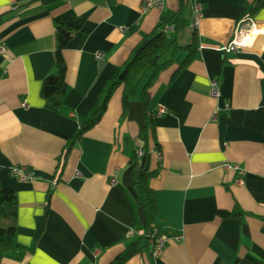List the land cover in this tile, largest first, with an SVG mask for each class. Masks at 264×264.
Listing matches in <instances>:
<instances>
[{
	"label": "crops",
	"instance_id": "obj_1",
	"mask_svg": "<svg viewBox=\"0 0 264 264\" xmlns=\"http://www.w3.org/2000/svg\"><path fill=\"white\" fill-rule=\"evenodd\" d=\"M162 2L145 12L143 0H0V42L8 48L0 54V184L19 201V248L0 264H110L139 239L144 215L129 168L144 127L138 96L123 116L118 88L58 172L99 91L177 11L179 0ZM254 3L187 1L178 41L191 43L200 6L197 55L182 66L187 53H179L149 88V159L158 171L149 184L166 246L154 256L150 240L125 264H264V50H221L242 17L264 25V0L255 12ZM68 17L86 23L63 52L69 112L62 114L40 91L55 72L54 21ZM213 81L219 97L211 95ZM15 167L36 179L21 180ZM237 209L240 217L219 215Z\"/></svg>",
	"mask_w": 264,
	"mask_h": 264
},
{
	"label": "trees",
	"instance_id": "obj_2",
	"mask_svg": "<svg viewBox=\"0 0 264 264\" xmlns=\"http://www.w3.org/2000/svg\"><path fill=\"white\" fill-rule=\"evenodd\" d=\"M262 1L255 0L253 12L259 8ZM187 10V2L179 0L178 9L168 23L159 26L151 36H148L147 41L132 54L118 74L106 82L97 95L96 106L92 113L88 117L80 118V129L65 147L61 158L58 174L63 171L66 158L73 146L101 121L111 97L118 88L123 87V116L129 112L132 99L137 96L140 98L144 121L141 137L142 146L139 147V150L132 153L129 168L131 182L139 196L138 206L144 215V227L139 239L130 244L110 264H125L133 256L147 248L150 240L158 231V206L155 193L149 184L150 179L158 174V171H151L149 159L148 133L150 131L153 132L154 118L153 112L150 110L149 88L158 74L175 62L179 53H187V59L182 66L197 55V36L195 31L190 44L182 46L178 41L179 33L185 30L187 25ZM85 23V19L77 17L56 19L54 21L55 72L43 80L40 94L47 104L62 114H68L69 112L64 102L67 93L65 79L67 66L63 52L69 41L83 29ZM167 25L174 26L173 34H168L164 31ZM262 71L264 88V66ZM139 152L142 154L139 155ZM144 158L145 160L143 161ZM49 201L50 193L47 195V202L49 203ZM18 209L19 201L16 193L12 189L3 188L0 184V261L7 252L19 248V244L16 242ZM219 215L224 218L240 217L242 212L238 209L231 213L219 211Z\"/></svg>",
	"mask_w": 264,
	"mask_h": 264
},
{
	"label": "built area",
	"instance_id": "obj_3",
	"mask_svg": "<svg viewBox=\"0 0 264 264\" xmlns=\"http://www.w3.org/2000/svg\"><path fill=\"white\" fill-rule=\"evenodd\" d=\"M186 2L188 0H185ZM162 0H143V10L148 12L150 9L155 7H162ZM202 17L201 7L196 6L193 12V22L192 28L194 31L199 27V22ZM166 33L173 32L174 26L167 25L164 29ZM222 51L227 53L235 52H260L264 50V25L258 24L250 15L242 17L234 26L233 33L229 43L224 46ZM8 51V48L5 44L0 42V54L5 55ZM99 53L97 57H101ZM211 95L213 97H219L220 91L218 84L213 81L211 84ZM165 113L163 108L157 111V115H162ZM142 153L139 152V155ZM233 168L237 171H240L241 168L239 165H233ZM12 172L17 175L23 181H34L36 179V174L32 171H29L25 167H15L12 169ZM117 178L114 175L111 179V182L116 183ZM243 184V180H240ZM166 246V237L156 233L151 239V250L154 256H159L165 249Z\"/></svg>",
	"mask_w": 264,
	"mask_h": 264
},
{
	"label": "water",
	"instance_id": "obj_4",
	"mask_svg": "<svg viewBox=\"0 0 264 264\" xmlns=\"http://www.w3.org/2000/svg\"><path fill=\"white\" fill-rule=\"evenodd\" d=\"M138 145H140V147H141V146H142V143H141V142H139V143H138ZM144 160H145V158L143 159V161H144Z\"/></svg>",
	"mask_w": 264,
	"mask_h": 264
}]
</instances>
